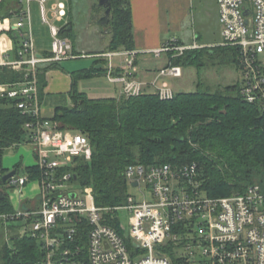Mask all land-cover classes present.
Listing matches in <instances>:
<instances>
[{
    "label": "built area",
    "instance_id": "obj_1",
    "mask_svg": "<svg viewBox=\"0 0 264 264\" xmlns=\"http://www.w3.org/2000/svg\"><path fill=\"white\" fill-rule=\"evenodd\" d=\"M19 19L2 20L0 32L16 31L23 36L18 57H4L0 67L24 72L21 82L0 84V96L17 101L22 115L33 119L26 124L39 171L40 207L0 214V222L21 221L19 235L42 244L44 256L39 264H264V186L252 185L242 194L210 198L202 189L196 163L175 167L171 164L130 166L126 176L142 198L129 193L121 206L99 208L92 188L68 193V183L76 180L71 169L77 160L93 157L91 140L81 132L63 130L60 124L42 115L40 67L76 59L73 43L60 36L67 17V4L55 0H36L43 22L52 36V55L37 52L30 4ZM222 42L220 47L237 51L241 72L240 93L247 102L264 111V0H217ZM197 41L181 44L173 39L158 50L145 52L170 61L160 69L158 79L181 78L183 70L171 60L187 51L202 49ZM14 46L7 50L9 54ZM139 53L123 50L98 55L119 58V72L108 69L110 82L121 85L125 97L149 92L148 85L134 77ZM83 55L82 57H85ZM161 100H172L176 92L168 82L150 84ZM29 176L9 180L21 191ZM137 183V186H133ZM145 184L147 193L141 191ZM129 217L128 231L122 213ZM117 220V227L111 222Z\"/></svg>",
    "mask_w": 264,
    "mask_h": 264
},
{
    "label": "trees",
    "instance_id": "obj_2",
    "mask_svg": "<svg viewBox=\"0 0 264 264\" xmlns=\"http://www.w3.org/2000/svg\"><path fill=\"white\" fill-rule=\"evenodd\" d=\"M110 2L108 50L133 51L135 37L130 0ZM25 8L21 0H0V17L16 21ZM9 34L14 46L10 55L16 59L23 36L16 31ZM60 36L73 43L75 55L83 56L77 49L78 34L73 23L64 25ZM206 48L187 51L171 62L180 67L193 65L200 58V50ZM219 48L230 52L238 68L237 51ZM209 49L214 52L218 48ZM106 65L107 59L101 57L88 69L73 71L72 104L58 108L52 119L61 129L81 132L91 140L92 159L77 160L71 171L82 188L93 189L99 208L122 206L126 202L130 187L126 172L130 166L171 164L182 167L196 163L202 189L210 198L242 194L256 184L264 186V111L244 102L240 83L216 91L200 87L196 92L176 93L169 101L150 92L138 97L93 99L78 90V79L106 75ZM53 66L40 67L41 99L47 86L46 74ZM24 77V72H16L10 66L0 67V84L21 82ZM30 121L33 119L22 115L16 100L0 96V158L7 150L31 142L26 129ZM15 170L18 177L23 171L31 180L39 178L36 165L24 168L18 165ZM2 174H7L6 170ZM9 189H13L9 181L1 179L0 214L15 210ZM111 224L117 227L118 222L113 220ZM0 225L5 223L0 222ZM16 228L11 226L12 230H17L10 238L12 245L7 243L0 249V264H39L44 256L41 242L21 237Z\"/></svg>",
    "mask_w": 264,
    "mask_h": 264
},
{
    "label": "rangeland",
    "instance_id": "obj_3",
    "mask_svg": "<svg viewBox=\"0 0 264 264\" xmlns=\"http://www.w3.org/2000/svg\"><path fill=\"white\" fill-rule=\"evenodd\" d=\"M55 0H50L47 7L50 8ZM67 2V20L63 22L66 24L73 23L78 34V50H83L86 55L85 57H78L72 60H66L60 63L61 68L66 71L80 70L89 68L99 59L98 55L108 53V48H104V40L108 39V34L105 29L99 26L98 21L104 15V9L99 6V0H65ZM212 0L209 1L211 3ZM27 7V1L24 2ZM213 4V3H212ZM69 5V6H68ZM69 8H71V16L69 17ZM32 13V27L34 32V38L37 42L36 50L39 52L50 51L52 48V36L50 33L49 26L46 25L42 20L40 4L36 0H32L31 3ZM3 20V19H2ZM9 22L13 23V19L7 18ZM200 22V20H198ZM204 41L212 42L218 49H214L211 52L209 48L200 50V58L197 63L193 65L182 66L183 76L181 78H165L159 80V83L166 81L174 89L176 93L180 92H196L198 88L209 89L216 91L221 88H225L228 85L239 83L241 81V72L232 61V55L230 52H225L219 48L222 42L221 36V25L216 15L207 18ZM199 24V23H198ZM5 30V29H4ZM4 30H1L0 34ZM7 34H9L7 32ZM2 36V35H0ZM200 41V39H199ZM201 45H204L201 43ZM202 48V49H203ZM82 50V51H83ZM52 52V51H51ZM167 55L163 54L160 58L154 56H143L139 58L140 70L156 69L158 66L164 65L167 61ZM118 63V58L115 57V62ZM116 63V64H117ZM98 65V64H97ZM42 68V67H41ZM40 68V69H41ZM77 88L80 92L88 95L89 98L99 99L104 97H118L120 89L122 92L121 85H117L110 82L107 75L95 76L91 78L78 79ZM34 157V148L32 142H25L18 147L11 148L6 151L2 159L6 165L12 167L22 166L26 167V161L29 157ZM21 177L24 176V172H20ZM68 193L80 191L82 187L79 183L74 180L68 183ZM91 188V187H86ZM93 190V189H92ZM141 191L147 193L145 184H142ZM12 204L14 200H22V195L18 190H8ZM129 193L137 198H142L140 189L129 187ZM94 194V192H93ZM122 220L126 225L125 232L128 231L129 217L127 213H122ZM21 221L5 225H0V249L5 245H12L10 238L17 230H12L11 226H16L20 231ZM16 228V229H17Z\"/></svg>",
    "mask_w": 264,
    "mask_h": 264
},
{
    "label": "crops",
    "instance_id": "obj_4",
    "mask_svg": "<svg viewBox=\"0 0 264 264\" xmlns=\"http://www.w3.org/2000/svg\"><path fill=\"white\" fill-rule=\"evenodd\" d=\"M21 1L25 5V0ZM63 1L67 4L65 0ZM209 1L210 0H130L135 37V49L133 51L139 53L134 77L136 80L147 84L150 93H153V87L150 84L154 81L159 82V80H161V78L158 79V73L160 69L168 65L170 57L167 55L168 59L164 65L158 66V68L154 70H140V56H150L149 54H145V52L158 50L173 39L186 45L193 44L196 41L200 44L201 41V43L204 44L203 46L211 48L214 44L204 41L205 34L208 32L205 22L208 17L214 15H216L219 20V10L217 0H212L211 3H209ZM198 20H200V22H198ZM57 24L62 28L67 23L57 22ZM0 35H2L0 36V52H3L2 55H4V57H10L9 51L7 52V50L13 47V40L10 34H7V30H4ZM108 36V39L104 40V48H108L111 42V33L108 34ZM36 46L37 42L35 41V47ZM83 49L84 48H80L78 51L83 54L85 53ZM51 51L52 48L50 51L37 52L44 55V53ZM119 51H123V49L112 52ZM62 62L42 66V68L55 66L51 67L46 74L47 86L44 90V97L41 99L42 115L44 118L50 120L53 119L58 108L69 107L72 104L71 93L74 85L72 72L77 70L66 71L64 68L59 67ZM116 63L117 61L115 62V58L112 60L107 59V65L105 67L110 69L109 64H113V68H115L113 69L114 73H118L120 65L119 58L118 63ZM122 95L120 89L118 97ZM36 162L33 156L29 157L26 161V167L35 166ZM3 170L9 173L15 170V167L11 168L0 159V181L3 178ZM19 193L22 195V200H14L13 206L15 210H33L40 207V184L37 179L36 181L30 179L29 183H27Z\"/></svg>",
    "mask_w": 264,
    "mask_h": 264
},
{
    "label": "water",
    "instance_id": "obj_5",
    "mask_svg": "<svg viewBox=\"0 0 264 264\" xmlns=\"http://www.w3.org/2000/svg\"><path fill=\"white\" fill-rule=\"evenodd\" d=\"M99 6L105 9L104 15L99 19L98 24L102 28L105 29V32L107 34L111 33V29L109 28L110 22H111V2L110 0H99ZM17 176L16 170H13L7 174H5L2 178L4 182L9 181L11 178H14ZM77 178L76 176L74 177ZM133 186H137V183H134Z\"/></svg>",
    "mask_w": 264,
    "mask_h": 264
}]
</instances>
